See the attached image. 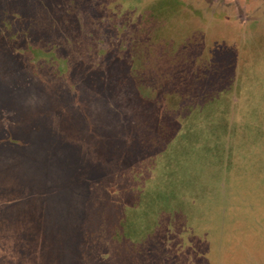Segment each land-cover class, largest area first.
<instances>
[{
	"label": "rangeland",
	"instance_id": "obj_1",
	"mask_svg": "<svg viewBox=\"0 0 264 264\" xmlns=\"http://www.w3.org/2000/svg\"><path fill=\"white\" fill-rule=\"evenodd\" d=\"M160 1L0 0V264H264V0Z\"/></svg>",
	"mask_w": 264,
	"mask_h": 264
},
{
	"label": "trees",
	"instance_id": "obj_2",
	"mask_svg": "<svg viewBox=\"0 0 264 264\" xmlns=\"http://www.w3.org/2000/svg\"><path fill=\"white\" fill-rule=\"evenodd\" d=\"M262 124H263L262 121H260L257 124V126L260 127ZM244 125L245 126L242 127V128L245 127L244 128L245 129L244 134L243 133L241 134L239 141H236V140L233 141L234 149L236 150L237 154L238 155L241 154L238 157V160L235 162V166L236 165L239 166V163H240V166H243L242 171H240L241 175L244 176L242 178L261 177L262 174L264 173L262 171V170H264V159L259 158L257 161H255V160H256V157L258 155L260 156L262 153L260 152V154L256 155L251 160H244L245 156L247 155V153H250V150L253 146V142L249 137L250 132L253 130V128L251 126L246 127V126H248L246 124H244ZM246 130H247V132H246ZM245 136H247V139H244ZM239 148H241V152L238 150ZM262 177H264V176H262ZM247 192L249 193L250 190H248V189L242 190V193H247ZM229 204H231V206H232V200H230L229 196H221V197H219V199L214 198L212 208L214 210L217 209V211H218L220 209V207H225L224 209L226 210V208L229 206ZM233 209L234 208L231 207L229 213L227 212V210L223 211V213H225L224 216L229 214V216L232 217L231 222H229V221L225 222L226 219L224 216H220V217L217 216L216 217V218H220V219L215 218V220L213 222L215 227L213 228L212 235L210 236V239L208 240L209 246L202 248V252L204 255L214 256L216 254V251L214 250L215 246H213V244H215L216 240H218L221 233L223 231H226V230L229 231L228 232L229 235H228V233L226 234L228 241L226 243L227 245H226L225 250L223 251L224 255L222 257L225 260H229V259H226L229 257L231 262L236 263L234 261V259H238V257L242 256L246 252L245 245L242 243L243 242L242 237L238 236V234L236 232L234 234V233H231L230 231H234L232 229V226L234 227L235 230H237V229L242 230L244 228V226H246V224H247L249 215H248L247 211L236 212V210H233ZM253 211H255V215H256L257 211L256 210H253ZM255 215L253 214V217H255ZM215 216H216V214H215ZM261 224L263 225V223H261ZM257 232L259 233L260 236H262L264 238V231L262 229V226H259L257 228ZM254 235H256V234H254ZM263 246H264V243H263ZM240 259L244 263L245 259L244 258H240Z\"/></svg>",
	"mask_w": 264,
	"mask_h": 264
},
{
	"label": "flooded vegetation",
	"instance_id": "obj_3",
	"mask_svg": "<svg viewBox=\"0 0 264 264\" xmlns=\"http://www.w3.org/2000/svg\"><path fill=\"white\" fill-rule=\"evenodd\" d=\"M162 1H163V0L160 1V4H162V3H161ZM160 10H161V9H160Z\"/></svg>",
	"mask_w": 264,
	"mask_h": 264
}]
</instances>
